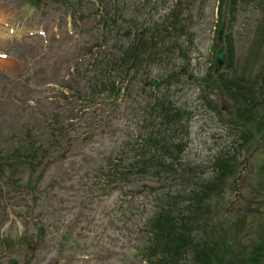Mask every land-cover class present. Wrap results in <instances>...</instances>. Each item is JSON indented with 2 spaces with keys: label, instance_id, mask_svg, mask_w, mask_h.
Here are the masks:
<instances>
[{
  "label": "rangeland",
  "instance_id": "obj_1",
  "mask_svg": "<svg viewBox=\"0 0 264 264\" xmlns=\"http://www.w3.org/2000/svg\"><path fill=\"white\" fill-rule=\"evenodd\" d=\"M71 2L0 0V154H27L0 168V264H148L143 228L169 201L193 211L197 241L223 249L221 264H248L264 247V0ZM224 17L230 51L217 69ZM145 39L125 75L122 49ZM158 133L184 143L175 176L110 165L141 158L133 149ZM240 134L257 142L218 177L214 161ZM110 168L122 172L113 181Z\"/></svg>",
  "mask_w": 264,
  "mask_h": 264
},
{
  "label": "trees",
  "instance_id": "obj_2",
  "mask_svg": "<svg viewBox=\"0 0 264 264\" xmlns=\"http://www.w3.org/2000/svg\"><path fill=\"white\" fill-rule=\"evenodd\" d=\"M28 1L30 5L36 8H39L41 5V0ZM51 1H59L60 3L66 4L71 11L76 10L71 2L73 0ZM78 18L83 19L84 17L83 15H79ZM106 18V16L102 17L103 20ZM106 23L107 22L104 21L103 24ZM261 32L263 34H261L260 36L263 38L262 44H264V23L258 26V35ZM127 34H129V32H127ZM139 42L140 40L122 49V56L119 61L122 64H128V72H125V75H127L129 71H131L133 66H138L139 68L142 64V61L144 59L143 54L144 51L147 49L148 41L145 39L141 43ZM225 44L226 52L230 51V44H227L226 41ZM111 64H113L112 67L119 66V64L116 62H112ZM132 76H136V71H132ZM238 89H241L245 92L243 94L244 98L247 94V99H250L249 96H254L251 97V99L257 100L258 97L255 93V87H238ZM170 107L171 106H169L168 108L169 111H171ZM172 111L174 112H171L170 114L165 113V115L167 116V120H165L164 123L170 126L175 125L179 115V112H176V110ZM165 136L167 135L158 133L144 137V140L139 141V145L137 146V148L133 149V151H136L139 155H141V158L131 159L126 162V159L118 158L114 161L112 160V162L110 163L113 164L110 165H114L115 167L125 166V170L127 169L126 173H129L130 171H138L140 175L160 176L166 174L168 176H175L178 170V165L181 163V149L184 148V143L180 142L179 139L177 141V139H168L165 138ZM262 137H264V134H262ZM240 140L241 141L238 146L239 148L237 147L234 151H231V149L227 147L226 149H224L223 152L220 153V156L214 161V166L216 167L219 173L218 177L224 175L223 173H229L234 171L238 167V161H236V156L240 152V149L241 151L250 149L253 146L250 144V142H257V140L255 139V134H240ZM24 150L25 149H23V151ZM177 150H179V152L176 154ZM8 155L10 158L9 161L21 160L23 162H26L27 160V154H25V152L22 153L20 151H16V148H14L6 156L0 154V168H2V163L7 160ZM30 157L32 158L31 154ZM115 171L116 170L114 169L109 170V181H113L114 179H116L111 178V176H119V174L122 173L119 171L117 174H115ZM263 172L264 160H262V162H260L257 167L258 174H262L264 176ZM122 177H124V175H122ZM218 177L215 178L214 176V180L210 182V186H213L218 183L220 179ZM258 187V189L262 193L264 191V187L262 185ZM202 189L206 191L208 187H202ZM189 198H195L194 202L198 204L200 202V199H203V196L201 195L195 197L194 194H190L188 195V199ZM175 201H177V199H175ZM160 202L162 203L164 201L161 200ZM170 205V201L165 203L164 205H158L157 211L146 220L145 227H147V229L144 227L143 231L148 232V240L146 241L147 243L144 246L145 250L142 251L146 262L148 264H216V261H218V263L221 264L222 260H220L221 257L219 256V254L222 253L223 249H215L214 245V247H208L210 245H208L206 241L204 243L197 241L195 234H197L198 230V220L194 217L193 211L187 210L190 213L185 214L184 210L182 209L176 213V210H174L173 208H169ZM199 209L200 207H198V210ZM181 211H183V213H181ZM178 215H180L179 218ZM257 230L261 233L259 240L264 241V225L262 229L257 225ZM263 250L264 247L262 249H255V252L251 254L250 259L247 261V263L264 264V257L262 258L264 254L260 256V254L258 253ZM190 253H192L193 255V261L188 262V254ZM242 264H245V262Z\"/></svg>",
  "mask_w": 264,
  "mask_h": 264
},
{
  "label": "water",
  "instance_id": "obj_3",
  "mask_svg": "<svg viewBox=\"0 0 264 264\" xmlns=\"http://www.w3.org/2000/svg\"><path fill=\"white\" fill-rule=\"evenodd\" d=\"M225 25H226V17H224L218 27L217 33H216V40L218 44V48L215 51L214 54V65L217 69L222 68L225 62V44H224V33H225ZM190 64L193 66L195 64V59L190 58ZM190 77V74H189ZM43 232V228L40 229V233ZM10 264H16V260L13 258L9 259Z\"/></svg>",
  "mask_w": 264,
  "mask_h": 264
}]
</instances>
